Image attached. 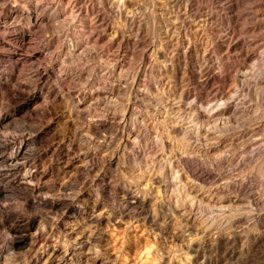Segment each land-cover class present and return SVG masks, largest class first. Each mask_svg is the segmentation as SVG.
I'll list each match as a JSON object with an SVG mask.
<instances>
[{
	"label": "rangeland",
	"instance_id": "obj_1",
	"mask_svg": "<svg viewBox=\"0 0 264 264\" xmlns=\"http://www.w3.org/2000/svg\"><path fill=\"white\" fill-rule=\"evenodd\" d=\"M106 1L87 2L91 13L83 24L85 28H77L83 38L94 39L100 34L101 28L95 27L97 15L119 25ZM127 1L129 9L139 16L147 44L157 37L168 39L161 31L172 21L171 7L166 1ZM182 1L175 10L183 14L187 4L191 8L188 15L197 11L213 16L211 24L218 28V35L210 46L198 45L186 60L175 61L179 67L177 77L169 71L171 62H167L165 73L158 76L156 68L142 59V48L136 43L142 40L141 36L132 33L130 43L120 46V50H128L129 62L137 65L144 61L146 73L141 89H145L146 96L137 98L135 109L140 137L127 149L129 156L120 157L117 168H108L106 176L111 178L107 189L102 185L101 174L106 168L102 161L108 158L103 156L102 146L107 140L116 145L115 131L112 127L96 131L93 122L111 116L112 112L120 115L128 98L133 101L135 95L131 96L123 85L118 94L114 92L109 98L113 94L110 84L117 82L98 85L104 71H92L91 67L98 65L99 59L83 56L72 63L71 79L63 84L72 92L80 89L81 96H85L84 105L89 107L84 120L75 118L71 112L74 101L63 99L52 82L40 90L26 65L13 64L11 51L18 48L15 40L25 27L24 16L17 17L20 27L12 26L8 37L0 36V116L9 117L10 121L0 125V138H12L16 144L22 139L28 143L35 140L29 153L35 161L32 165L36 177L43 185L33 193L21 187L7 189L2 201L7 218L0 215V246L6 244L5 238L12 243L8 263L54 264L69 249L63 264H264V150L254 156L251 152L254 146L264 144V83L255 85L252 78L254 74L264 75V45L257 47L264 44V19L253 13L251 4H264V0ZM25 5L21 0H0V11L5 8L0 17L14 11L21 14ZM188 25L180 30L183 33L179 37L184 46L192 48L196 44L194 31ZM31 36L34 42L48 46L45 66L55 63L64 42L61 33L46 26L36 29ZM235 39L239 45L230 47ZM14 66L15 76L6 81L5 73ZM205 66L211 68L206 81L194 74L197 67ZM82 67L88 68L81 71ZM185 67L191 73L184 74ZM187 88L191 95L181 99L179 95ZM90 89L97 94L91 99ZM46 93L49 97L44 100ZM194 95L202 97L200 111L205 114L224 104L233 108L237 104V108L243 106L247 110L223 118L199 117L197 133L189 134L191 112L186 108ZM180 103L186 110L177 108ZM254 121L262 122L252 132ZM173 125L179 127L175 132H171ZM252 139L259 144H253ZM85 152L96 153L97 158L87 162ZM6 153L9 151L2 154ZM196 166L209 170L211 178L205 182L196 180ZM149 178L158 181L152 190L137 188V184ZM240 184L247 186L245 192L239 191ZM120 186L138 191L144 205L121 214L119 207L125 201ZM51 201L58 206L52 208ZM95 204L103 207L98 224L88 222ZM188 216L194 220L184 227L183 219ZM31 221L43 229V238L49 241L45 254L53 247L57 250L54 257L45 261L44 253L28 250L25 239L34 229L28 232L24 226ZM52 222L59 227L54 234ZM76 237L84 241L83 251L87 252L81 259L73 255L79 246L74 243Z\"/></svg>",
	"mask_w": 264,
	"mask_h": 264
},
{
	"label": "bare ground",
	"instance_id": "obj_2",
	"mask_svg": "<svg viewBox=\"0 0 264 264\" xmlns=\"http://www.w3.org/2000/svg\"><path fill=\"white\" fill-rule=\"evenodd\" d=\"M21 1L26 4L25 7H23L24 11H22L21 14H18V11H14L13 14L9 16L4 15L3 17H0V36L8 37L11 28H13L12 26L14 27L19 26L17 22L18 21L17 17L24 16V18L26 19V24L24 28L22 27V32H20L18 36H16L15 43L18 44V48L11 51L12 53H14L13 55L14 57L12 58V60L15 66L26 65L28 67V69L30 70V74L36 78L37 88L42 90V88L46 83L48 84V82L49 83L52 82L53 87L58 88V90L60 91V95L62 96L63 99H65L67 102H72V103L74 101L73 103L74 105L71 110L73 116H75V118L84 120L86 117L85 116L87 112L86 110L89 108V107L86 108V106L84 105L86 103L84 98L85 96H81L80 89L77 90L76 92H72L69 89L65 88L63 84L66 82V80L71 79L72 63L79 61L83 56H87V57H93L99 59L98 61L99 64L91 67L92 71H95L99 68H101V70L104 71L102 76H100L97 80L98 85L99 83L110 84L111 81H113V83L115 81L117 82L116 85L110 84L112 85L111 93L113 92V94H111L109 98L114 96V92L118 94L119 89H121V86L123 85H126L127 89H129L131 96L135 95L136 99L133 98V101H131V99L128 98L126 104L123 105L122 113L120 115L112 112L111 116L105 117V119L99 120L97 122H93V126L96 129V131L99 130V128H105V127H112L114 128L115 131V137L117 141L116 145L115 146L113 145V141L107 140L102 146L103 148L102 151L104 152L103 156L105 157L107 156L108 159L102 161L105 163L106 168L103 167V173L101 174V177L103 182L102 185H104L105 188L107 189V187L110 186L109 179L111 178L110 175L106 176L108 173L107 172L108 168L110 169L112 166H115L117 168L119 166L118 161L120 157L129 156L127 149H129L133 145V143H135L140 137L139 132L136 131V128L138 126V120L134 116L136 115L135 109L137 108V98L141 99L146 96V91H144L145 89H141V87H143L142 85L143 84L142 82L144 81L143 77L145 76L146 73V65L144 64V61L145 62L147 61L154 69L156 68V72L158 76H161L165 73L167 62H171V64H169L170 65L169 71L171 72L172 76L177 77L176 75L178 73L179 67H177L175 61H179V59L186 60L188 58V54L190 55V52L196 49L198 45L203 47L204 46L208 47L212 44L213 39L217 37L216 35H218L217 33L219 32L218 28L217 29L213 28L211 24V20L213 16H210L209 14L203 15V13L199 14L197 11L191 15H188L190 14L189 9L191 8H189L190 5L188 6L187 4L184 6V10H183L184 12L182 14L180 13L179 10H175V7L176 5H178L179 0H163L166 1L167 6L171 7V9L169 10L172 13V15L170 16L172 18V21H170L167 18L170 22L165 24L164 27L165 30L161 29L162 32L164 31L163 33L165 34V37L166 36L168 37V39L164 41L157 37V39H154L153 43L147 44L146 43L147 36L144 35L145 31H143L142 25L141 23H139L137 19V17L139 16L132 9H129L130 7H128L127 0H107V1L104 0L106 1L105 4L108 6V9L112 13V16L114 17V19L118 21L119 25H116L117 24L116 22H115L116 24L115 23L113 24V21L109 22L106 16L104 17L102 15L103 17L98 18L97 15L96 17L97 20L95 21L96 23L95 27L101 28V32L98 30L100 34L96 32V34L98 35L94 39L92 38V36L87 39H85L86 37L83 38V34L80 32L81 30L77 29L78 27H82V29L85 28L83 24L87 22L88 20L87 17L90 15L89 13H91L90 11L92 10L87 2L91 0H50V1L21 0ZM184 1H182V4ZM234 1L240 2V1H249V0H234ZM251 5H252L251 8L253 9V13L255 15L261 16V18L264 19V4L252 3ZM164 7L166 8V6ZM4 10L5 8H2L0 12H3ZM155 19H159V18H155ZM187 24H189L188 26H190L191 30L194 31V37L193 35L192 37L194 38V42L196 44L193 46L191 45L192 48H190L189 46H184V43L181 41L179 37L180 33L181 32L183 33V31L180 32V30H182L184 26ZM262 25H264V21ZM46 26L60 32L61 36L64 37L63 40L64 42L63 45L61 46V50L56 53V57H55L56 61L55 63H52V65L50 66H45L43 62L46 59L48 46L44 44H40V42L38 41L34 42L31 36L32 32L36 31V29ZM174 29L179 30L176 33L177 35L174 34L175 32ZM125 33H128L127 36L124 35ZM132 33L135 36H141L142 39L140 42H138L137 40L136 43L142 48L141 55L144 61L143 62L140 61L141 63L137 65L126 60L127 58L126 54L128 53L127 49L126 51L120 50V46L122 44L130 43L132 37L131 35H133ZM160 35L162 36V34ZM148 40H150V37ZM237 45H239V41H236L232 46L230 45V47L234 48ZM262 45L264 44L259 43L257 44V47H261ZM230 47L228 46V49ZM208 50L209 48L206 49V52H208ZM110 51L112 52L109 53ZM15 66L12 69L10 68L11 70L9 72L5 73L6 81H10L15 76L14 74ZM87 68L88 67H82L81 71H84ZM210 69L211 68L209 66L199 67V68L197 67V70L194 72V74L203 77L206 81L210 77ZM183 70H184V74L187 72L191 73L188 69H186V67ZM252 78L253 80H255L254 81L255 85L259 83H264V75L259 76L257 74H254ZM184 79L189 80V78L186 76H184ZM88 94H89V99H91L96 94V92L90 89ZM190 95L191 94L188 89L186 91H183L179 96L181 99L182 98L185 99L188 98ZM48 97L49 95L47 94L44 97H42V99L44 98L45 100ZM161 97L163 98L165 97L163 92L161 93ZM203 104L204 101L202 100V97L199 96H195L194 99H192L190 102L187 103L186 109L191 112V125H190L191 132H189V134L197 133L198 130L197 124L199 117L206 116L209 119L212 117L223 118L225 115L234 116L235 114L240 112V110H244V111L247 110V108L243 106L237 108L238 106L237 104L235 105V108L230 107L227 104H224V106L218 105L216 107L208 109L207 111L210 113L205 114L200 111V108L202 107ZM36 105H38V103ZM183 105L184 104L180 103L179 105H177V108L179 109L184 108ZM186 109L184 108V110ZM8 122H10L9 117L0 116V125L6 124ZM174 122L178 123L179 121H176L175 119ZM261 122L262 121L253 123L254 126L251 128V131L255 132L257 129H259ZM178 129L179 127L175 125L171 126V132H175ZM251 135L254 136L255 134H251ZM26 141L27 140L22 139L18 144H16L15 142L12 141V138L9 139L0 138V215L2 216L3 219L7 218V212H6V207L4 206L2 201L5 198L7 194V189L9 187L10 188L21 187L33 193L39 191L43 186L41 184L42 182L38 180L39 178L36 177L37 176L36 171L34 170L35 166L32 165L35 161L34 158H30L31 153H29L30 151L32 152L34 149L35 140H32L30 143ZM252 141L253 144L257 143L253 139ZM263 150H264V144H261L260 146H254L251 152L252 155L254 156L256 155L257 152ZM3 151H7V152L9 151V153L2 154ZM134 152L135 154H139L138 150H135ZM85 158L87 159V162H92L94 159L97 158V155L96 153H91V154L86 153ZM193 173L195 179L198 180L199 182H205L206 180L210 179L212 176L209 170H204L201 166L200 167L196 166L193 169ZM144 181L146 182L143 183ZM157 182L158 181H156L155 178L144 179L139 184H137V188H139V186L140 187L142 186V188H148L149 190H152L154 186L157 184ZM118 189L120 190L122 194L121 196L124 198L125 201L124 204H120L119 207V210H121L120 212L121 214H123L124 211L127 209H133L139 205L140 206L144 205V199H142L141 197H140L141 199H139V196H141L139 195L140 193L138 191L134 192L132 190L133 189L132 187L120 186L118 187ZM246 189L247 186L245 184L239 185V191L244 190L245 192ZM56 204H58L56 203V201H51L50 206L52 208H55L58 206V205L56 206ZM100 206H97L95 204L92 207L90 211L91 218L88 221L89 223L98 224L99 218L100 216H102L103 213L102 210L103 207L99 208ZM193 220L194 219H192V217L189 216L185 217L183 219L185 225L184 227H188L193 222ZM56 224L57 223L52 222L53 234L54 232L57 233L56 231H58L59 229V227ZM24 227H25L24 229L28 230V232L34 229L33 231L29 232V234H27V237L25 239L28 242L29 251H33L35 252V254H38L39 252L41 254L44 253L45 261L55 256V254L57 253L55 247H53L52 250H50L47 254H45V250L48 246L49 241L43 238L44 236L43 229H40L38 226L35 227L33 221L25 224ZM74 241H75L74 243H76L79 246L77 250H74L73 255H75L76 258L81 259L83 256H85V254H87V252L83 251L84 241L78 240L77 237L75 238ZM5 243H6L5 245L0 246V264H10L8 263L7 257L11 255L10 249L12 248L10 247V245L12 243L8 238H5ZM68 252L69 249L67 250L65 249V253L62 254L59 258H57L54 264H63L66 261V255Z\"/></svg>",
	"mask_w": 264,
	"mask_h": 264
}]
</instances>
